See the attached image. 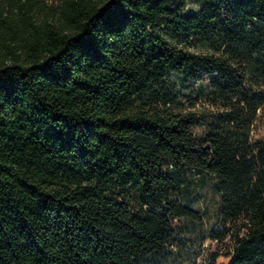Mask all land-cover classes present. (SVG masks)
<instances>
[{
	"label": "trees",
	"instance_id": "obj_1",
	"mask_svg": "<svg viewBox=\"0 0 264 264\" xmlns=\"http://www.w3.org/2000/svg\"><path fill=\"white\" fill-rule=\"evenodd\" d=\"M194 1L0 19V264L150 263L202 223L183 172L220 195L204 264H264V0Z\"/></svg>",
	"mask_w": 264,
	"mask_h": 264
},
{
	"label": "rangeland",
	"instance_id": "obj_2",
	"mask_svg": "<svg viewBox=\"0 0 264 264\" xmlns=\"http://www.w3.org/2000/svg\"><path fill=\"white\" fill-rule=\"evenodd\" d=\"M26 2L28 0H0V19L20 17L23 12L27 11ZM51 4H53L52 0H47V6L37 12L35 19L51 18L52 11L49 7ZM188 4L196 5L194 0H190ZM178 100L184 105V108H189L190 101L187 95L182 94ZM196 104V107H202V104L207 106L208 103L200 97ZM256 124L258 129L253 133L254 138L260 137L264 131L262 120ZM182 179L184 187L176 197L198 210L203 217L202 223H192L187 220L177 222V225H181V227H178L175 235L176 240L173 241L169 250L155 256L150 263L146 264H204L207 250L215 247L214 243L203 237L215 226L219 212L220 195L216 189L215 178L210 175L197 176L183 172Z\"/></svg>",
	"mask_w": 264,
	"mask_h": 264
}]
</instances>
